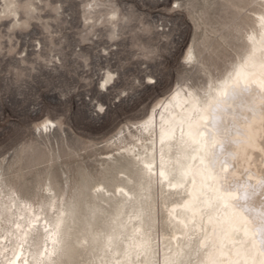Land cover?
Segmentation results:
<instances>
[{
    "label": "rangeland",
    "instance_id": "1",
    "mask_svg": "<svg viewBox=\"0 0 264 264\" xmlns=\"http://www.w3.org/2000/svg\"><path fill=\"white\" fill-rule=\"evenodd\" d=\"M263 13L264 0H0L3 190L50 221L71 208L104 228L117 188L140 177L116 139L176 87L201 93L226 75ZM45 120L54 126L39 129ZM151 195L156 243L171 227ZM71 227V239L83 236ZM74 247L73 264L100 254Z\"/></svg>",
    "mask_w": 264,
    "mask_h": 264
},
{
    "label": "bare ground",
    "instance_id": "2",
    "mask_svg": "<svg viewBox=\"0 0 264 264\" xmlns=\"http://www.w3.org/2000/svg\"><path fill=\"white\" fill-rule=\"evenodd\" d=\"M255 23L245 55L226 75L208 80L201 93L176 87L126 128L128 138L116 139L140 177L134 187L117 188L118 207L104 228L89 229L92 223L71 208L50 221L0 184V264H73L74 245L100 253L93 264H264L260 196L248 210L234 206L243 185L258 193L264 181V13ZM51 126L45 120L39 129ZM211 161L216 172L226 166L221 175L232 181L233 196L217 190ZM152 189L171 227L169 239L161 235L156 243ZM78 224L83 236L71 239L69 230Z\"/></svg>",
    "mask_w": 264,
    "mask_h": 264
},
{
    "label": "snow or ice",
    "instance_id": "3",
    "mask_svg": "<svg viewBox=\"0 0 264 264\" xmlns=\"http://www.w3.org/2000/svg\"><path fill=\"white\" fill-rule=\"evenodd\" d=\"M214 163L215 161H211L210 162V166H212V170L215 173V175L213 176V180L219 182V188L217 189L219 192H222L223 195L226 196H233L234 192L232 189V181L230 180L229 176L227 175H221V173L226 172V166H222L219 172L215 171L214 168ZM215 187V184H214ZM245 191L243 196H236L235 199V204L234 206H238L244 210H248V208L250 207L249 205V201L251 199H253L254 197H256L257 195L260 196V207L262 210H264V181H261L260 184V191L257 193L255 188H252L251 192H248L247 189L250 187L249 185L245 184L242 186ZM261 222L262 224H264V216H261Z\"/></svg>",
    "mask_w": 264,
    "mask_h": 264
}]
</instances>
